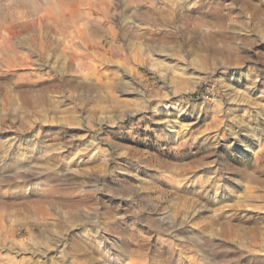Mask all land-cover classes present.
Segmentation results:
<instances>
[{"label":"rangeland","instance_id":"374dc122","mask_svg":"<svg viewBox=\"0 0 264 264\" xmlns=\"http://www.w3.org/2000/svg\"><path fill=\"white\" fill-rule=\"evenodd\" d=\"M180 1L191 17L202 2L205 10L221 4L233 25L227 31L236 35L231 55L214 57L189 44L180 20L153 25L146 16L150 6L171 11V0H69L60 13L75 14L78 27L90 30L106 12L105 22L117 31L101 43L114 61L92 55L87 60L92 69L79 73H89L94 84L103 82L102 94L95 90L85 97L66 88L55 93L59 102L53 111L25 116L10 111L0 93V264H264V229L252 239V224L244 219L228 240L219 225L205 228L221 211L220 183L230 185L227 203L235 196L243 214L249 203H261L252 199L260 186H247L224 171L208 193L200 188L217 179L212 171H223L225 162L240 156L261 160L264 37L259 30L257 44H248L252 0ZM48 5L49 0H0V19L18 24L42 17L46 23L53 18ZM126 30L133 43L126 44ZM171 30L178 32L174 40L165 35ZM150 33L157 39L150 41ZM75 50L86 51L78 42ZM25 71L0 61L2 81ZM210 138L217 141L214 156L204 159ZM174 151L178 158L169 159ZM190 152L198 155L185 158ZM176 163L178 173L171 167ZM174 175L180 177L175 185L185 188L179 193L203 211L176 213L184 197L161 191ZM185 215L189 220L180 226ZM56 238L64 243L56 244Z\"/></svg>","mask_w":264,"mask_h":264},{"label":"bare ground","instance_id":"6f19581e","mask_svg":"<svg viewBox=\"0 0 264 264\" xmlns=\"http://www.w3.org/2000/svg\"><path fill=\"white\" fill-rule=\"evenodd\" d=\"M67 2H69V0H49V5L46 12H48V16L53 18L52 21L49 20L46 23L42 17L32 20L23 19L18 24L14 22V19H12L14 21H8L9 19L6 18L7 16L5 19H0V61L4 62L6 67H17L26 70L25 73L20 74L17 79L14 77H9L6 80H0V93H3V99H7L6 102L8 109L13 113L30 116L31 113L38 114L41 111H53L59 102L55 99V93H59L66 88L80 91V95L85 97L95 90L96 92L98 91V94H102V89L105 87L103 86V82L94 84L89 73H86L85 75L83 74V76L79 73H83L82 71L92 69L91 64L87 62V60H89L92 55H96L102 62L114 61L110 55L107 54L108 52H106L101 43L105 35H116L117 31L114 29V27H112L111 22L109 24L105 22L108 18V14L106 12L103 13V18L92 21L90 30L84 27H78L74 20L75 14L66 15L60 13ZM203 5H205V2L200 3V8H195L197 15L191 17L190 14H186L184 9L185 5L182 1L171 0V11H164L159 7L150 6L149 12L146 16L153 25H165L168 23H175L177 20H180L185 26H182V36L185 37L189 35V38L187 37L189 44L206 49V51H208L209 54H212L214 57L219 55H231L233 48L231 44L236 38V35L229 34L227 28H231L233 25L231 26V23H228V18L225 17L220 11L221 4L215 6L216 10L214 8L212 10H205L203 9ZM247 8L250 11V27L252 31L251 35L248 36L247 41L250 47H254L260 40L259 35L264 37V2L259 3L253 0L248 1ZM36 12L37 14L39 12L38 6H36ZM121 15L122 13L118 16ZM67 21L72 22V24H70L71 26L67 24ZM120 24L122 29L127 27L121 22ZM74 25L76 27L75 30L72 29L70 31V28ZM204 25H209L212 29L205 31L203 30ZM43 28L46 29V35L42 34L41 30ZM2 30L5 33L4 35L1 34ZM259 30L261 32L258 35ZM18 31L19 34H17V36L16 32ZM53 31L58 34L53 36ZM177 34V31L171 30L169 32L167 31V34L165 35L167 38L174 40L177 37ZM194 34L198 36H193ZM14 35L17 37L16 42L13 39L15 37ZM123 36L129 38L130 42H126V44L133 43L134 37L129 35V31L126 30V32L123 33ZM155 36V34L150 33V37L148 39L150 41H154L157 39ZM206 39H209V41ZM76 42L80 43L86 49V51L75 50ZM63 45L64 47H62ZM20 47L28 48L29 52L27 54L22 53L21 51L17 50ZM67 48H71V51L68 52ZM55 56L58 57L57 62L56 60H53ZM44 66L49 67L50 70L43 71L42 69ZM256 136H258V133L255 131L253 132L254 140ZM215 143H217V141L210 138L207 146H205V149H203V152H205V155L203 156L204 159L214 156L213 146ZM199 151L202 150L199 149L198 152ZM198 152L186 153L185 158H195L196 155H198ZM178 156L179 155H177L174 151L172 153L170 152L167 157L169 159H177ZM257 156L260 157L261 160H256L255 158L249 159L240 156L235 159L234 162H225L223 164V171H212L217 179H214L211 182L206 179L208 181V186L200 187L202 192L208 193L213 183L218 184V182L221 180L218 178V176L224 171L229 173L231 176H237L235 178H238V180H240L242 183L246 182L247 186L251 182L257 183L260 186L261 193L253 195L252 199L256 200L260 198L262 200L260 201L261 203H249L250 205L248 206L250 207L247 209L245 208L246 212L243 214L240 210L243 208V206L241 202L236 200L234 195L235 202L227 203L231 200L228 199L229 197L227 198V195L232 193V189L227 181H225L224 184H219V186H221L223 189V193H221L219 196L221 200L216 203L218 204L221 202V204L217 207V209L221 211L216 215L214 214L210 218V221L206 223L205 228L219 225L221 231L223 230L225 232L228 240L231 238L232 231L235 229V226L240 221L243 222L242 220L244 219L252 224V239H259L261 237L260 235L262 234L261 230L264 229V149L257 152ZM204 159L201 160V162L207 163ZM179 165L180 164L176 163L170 166L172 167V170L178 173V171H180ZM184 168L185 170L186 168L190 169V167ZM191 168L193 170L194 167L191 166ZM231 176L228 178L230 181L234 182V179ZM175 177L176 179L172 181L173 184H167L163 181L162 184L164 188H162L161 191L165 194L174 190L172 193L175 192L174 194H176V196L184 197L183 194H180L179 192L184 191L185 188H180V186L178 187L175 185L178 178H180L179 176ZM255 192H257V190L253 191V193ZM184 199V201L178 202L179 206L174 209L176 213L177 210L181 211L185 209L191 211L193 215L198 211H203V205L197 204L196 202L189 203V198L187 196L184 197ZM249 202H251V200ZM227 210H234L235 212H232L230 216H226L225 212H227ZM189 217L190 216L185 215L183 218H180L181 220H179V223L177 222V224H180V226L183 225L189 220ZM55 242L59 245L64 243L63 239L61 238H56ZM35 252L38 254L43 253L39 250H35Z\"/></svg>","mask_w":264,"mask_h":264}]
</instances>
